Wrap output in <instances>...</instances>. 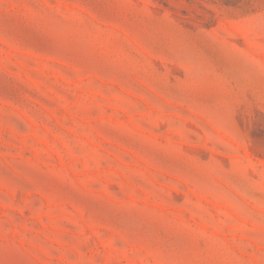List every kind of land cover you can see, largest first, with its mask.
<instances>
[{
    "label": "rangeland",
    "instance_id": "obj_1",
    "mask_svg": "<svg viewBox=\"0 0 264 264\" xmlns=\"http://www.w3.org/2000/svg\"><path fill=\"white\" fill-rule=\"evenodd\" d=\"M0 264H264V0H0Z\"/></svg>",
    "mask_w": 264,
    "mask_h": 264
}]
</instances>
